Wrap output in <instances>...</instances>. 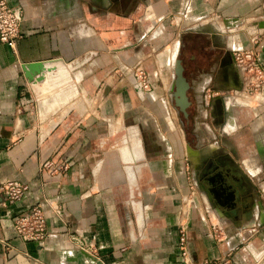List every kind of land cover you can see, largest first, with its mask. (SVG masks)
<instances>
[{"label": "crops", "instance_id": "obj_1", "mask_svg": "<svg viewBox=\"0 0 264 264\" xmlns=\"http://www.w3.org/2000/svg\"><path fill=\"white\" fill-rule=\"evenodd\" d=\"M6 1L23 21L0 43V184L28 191L12 204L0 192V264H264V92L244 94L232 60L254 48L264 67V0ZM186 46L191 143L171 107ZM205 141L225 148L234 207L197 184L205 162L187 150ZM54 154L66 172L40 173ZM35 203L48 235L23 241L13 216Z\"/></svg>", "mask_w": 264, "mask_h": 264}, {"label": "built area", "instance_id": "obj_2", "mask_svg": "<svg viewBox=\"0 0 264 264\" xmlns=\"http://www.w3.org/2000/svg\"><path fill=\"white\" fill-rule=\"evenodd\" d=\"M23 21V10L19 5H11L6 0H0V43L13 47L21 37L20 27ZM233 64L238 71L240 90L246 95L264 92V67L259 61L254 48H236L232 52ZM137 86L143 90H150L151 84L147 74L139 70ZM69 160L59 158L54 154L44 161L39 172H51L63 175L68 169ZM28 191V185L16 180H8L0 184V192L7 204L20 200ZM56 213L63 217V208L56 207ZM13 227L16 236L23 241H43L48 235L45 214L41 203L32 204L28 210L13 216ZM177 246L180 254L187 258L189 254L187 243V222L181 221L177 226Z\"/></svg>", "mask_w": 264, "mask_h": 264}, {"label": "flooded vegetation", "instance_id": "obj_3", "mask_svg": "<svg viewBox=\"0 0 264 264\" xmlns=\"http://www.w3.org/2000/svg\"><path fill=\"white\" fill-rule=\"evenodd\" d=\"M185 48L187 49L188 47L186 46L183 49L185 50ZM228 169L229 168L225 166L224 158L217 157L209 159L201 167L200 177L205 187L218 204L222 203V205L234 207L237 199L236 196L235 199H232L229 193L232 188L227 187V184L233 183L237 178L234 174L229 173ZM210 188L213 190H209Z\"/></svg>", "mask_w": 264, "mask_h": 264}, {"label": "water", "instance_id": "obj_4", "mask_svg": "<svg viewBox=\"0 0 264 264\" xmlns=\"http://www.w3.org/2000/svg\"><path fill=\"white\" fill-rule=\"evenodd\" d=\"M179 54H181V52H179ZM30 67L33 71L40 72L42 68V62H35L31 64ZM174 75L175 77L173 80L171 97L179 113H181V115L185 120H188L189 118L188 108L191 105V101L189 100V96H188V89L190 85L184 73L183 55L182 56L179 55L175 60ZM227 187L232 188V184H227ZM209 190L212 191L213 189L210 188ZM229 193L232 199H235L236 196L235 190L232 189L231 191H229ZM220 204L222 205V203Z\"/></svg>", "mask_w": 264, "mask_h": 264}, {"label": "rangeland", "instance_id": "obj_5", "mask_svg": "<svg viewBox=\"0 0 264 264\" xmlns=\"http://www.w3.org/2000/svg\"><path fill=\"white\" fill-rule=\"evenodd\" d=\"M201 42H203V40H201ZM195 46H198L197 44H195ZM192 53V46H189L187 49L185 48V50L183 51V54L181 52V54H179L180 56L183 55V57L188 60L189 58V55ZM178 55V56H179ZM177 56V57H178ZM139 70H142L145 74H147L143 69H138L137 70V74L139 73ZM171 107H173V111L177 114V117L180 119L181 116H180V113L178 111V109L175 107V105L171 104ZM193 106L192 104L189 106L188 108V111L189 110H192ZM184 131H185V143L189 142L191 143V141L193 140V138H195V135H193V132H192V124L189 120V122L187 123L184 119ZM205 135V134H204ZM210 141H214L213 138H210ZM210 143V142H209ZM209 143L207 141H205V146L201 147L199 150H191V149H188L187 150V153H188V158L193 162L195 163V160L199 162H201V164L203 162H206L207 160L209 159H213V158H216V156H219V155H222L224 154V150L225 148L224 147H211L209 145ZM194 149V148H193ZM226 155V154H225ZM228 155V154H227ZM190 176H191V179H192V175H193V171L190 170ZM200 177V175H199ZM197 179V176L195 177ZM198 181L197 184L200 183V185H204L201 177H200V180H196ZM200 181V182H199Z\"/></svg>", "mask_w": 264, "mask_h": 264}]
</instances>
